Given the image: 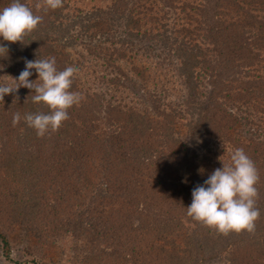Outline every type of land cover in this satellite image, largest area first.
I'll return each mask as SVG.
<instances>
[{
  "label": "trees",
  "instance_id": "trees-1",
  "mask_svg": "<svg viewBox=\"0 0 264 264\" xmlns=\"http://www.w3.org/2000/svg\"><path fill=\"white\" fill-rule=\"evenodd\" d=\"M21 2L43 19L24 44L0 37V69L18 77L25 60L55 57L77 69L70 90L82 100L43 138L23 119L48 111L34 90L0 101L4 257L24 226L99 255L108 236L120 255L133 247L134 264H264V0H63L47 12ZM237 148L258 169L260 217L254 234L224 236L186 207Z\"/></svg>",
  "mask_w": 264,
  "mask_h": 264
},
{
  "label": "clouds",
  "instance_id": "clouds-1",
  "mask_svg": "<svg viewBox=\"0 0 264 264\" xmlns=\"http://www.w3.org/2000/svg\"><path fill=\"white\" fill-rule=\"evenodd\" d=\"M61 7L63 0H39L36 5L45 12ZM42 19L21 0H12L9 6L0 10V37L10 43L24 44V38L38 27ZM7 53L8 48L0 44V57ZM33 69L38 74L34 81L29 79ZM76 72L77 69L71 66L58 70L55 57L25 60V68L18 77H11L10 83H0V101L4 100L5 94L17 93L20 87L34 90L32 102L48 111L28 113L23 119L38 137L43 138L57 132L69 119L68 110L81 102V94L70 90ZM20 120L21 114L14 113L12 125L16 126ZM258 181L255 162L242 148H237L230 154L229 163L222 161V167L216 168L203 184L192 189V202L186 207L187 216L224 236L243 231L254 234L260 217L256 206Z\"/></svg>",
  "mask_w": 264,
  "mask_h": 264
},
{
  "label": "rangeland",
  "instance_id": "rangeland-1",
  "mask_svg": "<svg viewBox=\"0 0 264 264\" xmlns=\"http://www.w3.org/2000/svg\"><path fill=\"white\" fill-rule=\"evenodd\" d=\"M80 40H84V38ZM16 73L15 70L6 73L3 69H0V81L10 80ZM19 203L18 205L22 207V210L23 208L24 210L28 209L25 205ZM80 208H84V206H80ZM0 218H3L1 221L5 220L6 212L4 210L1 211ZM106 221L108 222V220ZM9 236L13 248V258L7 259L4 257L0 242V264H79V261H86V264H134L133 255H135V252L133 247L126 250L133 254L123 253L126 256L123 259V254L120 255L116 252L125 249L123 247L116 249L113 241L108 236L105 237L103 244L100 246L104 251L100 255V252L95 251V249L90 250L87 245H83L84 241L81 238L74 239L68 234H61L52 238V240L41 243L24 226H18ZM101 259H103V262H100ZM204 264H225V262L224 260L218 261L217 258L208 260Z\"/></svg>",
  "mask_w": 264,
  "mask_h": 264
}]
</instances>
